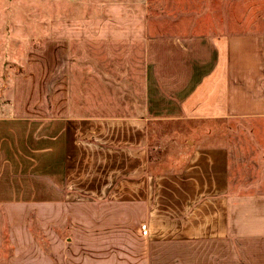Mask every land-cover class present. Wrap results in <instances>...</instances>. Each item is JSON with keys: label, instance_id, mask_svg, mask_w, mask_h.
<instances>
[{"label": "crops", "instance_id": "1", "mask_svg": "<svg viewBox=\"0 0 264 264\" xmlns=\"http://www.w3.org/2000/svg\"><path fill=\"white\" fill-rule=\"evenodd\" d=\"M238 24L54 22L0 114V264H264V20Z\"/></svg>", "mask_w": 264, "mask_h": 264}, {"label": "rangeland", "instance_id": "2", "mask_svg": "<svg viewBox=\"0 0 264 264\" xmlns=\"http://www.w3.org/2000/svg\"><path fill=\"white\" fill-rule=\"evenodd\" d=\"M117 1L136 0H0V114L10 108L15 88L21 80L35 69L47 68L45 61L50 55L49 42L55 21L89 18L96 15L97 7L102 3ZM144 1L149 4L153 26L158 24L164 32L184 36L220 33L225 31L226 22H242L231 29L242 31L255 28V24L264 20V0ZM239 125L185 124L184 127L186 131L208 133L209 129L224 132L227 127ZM173 128L180 129L176 125L161 126L168 131ZM156 158L154 153L153 159ZM57 264H65V261Z\"/></svg>", "mask_w": 264, "mask_h": 264}, {"label": "built area", "instance_id": "3", "mask_svg": "<svg viewBox=\"0 0 264 264\" xmlns=\"http://www.w3.org/2000/svg\"><path fill=\"white\" fill-rule=\"evenodd\" d=\"M146 232V229H144V233Z\"/></svg>", "mask_w": 264, "mask_h": 264}]
</instances>
